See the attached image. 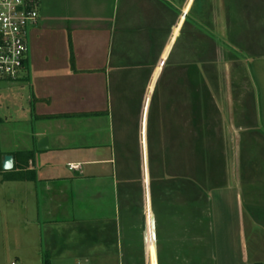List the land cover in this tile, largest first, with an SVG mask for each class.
Instances as JSON below:
<instances>
[{"label": "crops", "instance_id": "1", "mask_svg": "<svg viewBox=\"0 0 264 264\" xmlns=\"http://www.w3.org/2000/svg\"><path fill=\"white\" fill-rule=\"evenodd\" d=\"M38 12L20 78L34 129L0 149L34 156L0 181L21 185L48 248L77 264H264L248 237L264 233V0Z\"/></svg>", "mask_w": 264, "mask_h": 264}, {"label": "rangeland", "instance_id": "2", "mask_svg": "<svg viewBox=\"0 0 264 264\" xmlns=\"http://www.w3.org/2000/svg\"><path fill=\"white\" fill-rule=\"evenodd\" d=\"M30 100L28 82L22 79L0 81V149H20L33 132L35 124ZM1 157L4 154L0 151V161ZM22 194L18 182L6 184L0 181V264H77L75 258L66 257L68 251L57 255L55 250L48 248V231L43 227L39 232L32 224L36 218L35 210L33 204L25 208ZM252 230L248 235L249 244L251 247L258 244L255 250L263 255V228L252 225Z\"/></svg>", "mask_w": 264, "mask_h": 264}, {"label": "built area", "instance_id": "3", "mask_svg": "<svg viewBox=\"0 0 264 264\" xmlns=\"http://www.w3.org/2000/svg\"><path fill=\"white\" fill-rule=\"evenodd\" d=\"M38 3L0 0V81H17L26 71L31 30L39 21Z\"/></svg>", "mask_w": 264, "mask_h": 264}, {"label": "trees", "instance_id": "4", "mask_svg": "<svg viewBox=\"0 0 264 264\" xmlns=\"http://www.w3.org/2000/svg\"><path fill=\"white\" fill-rule=\"evenodd\" d=\"M27 66H28V63H27ZM27 66H26V69H27ZM33 156H34V152H18L17 154H14V157L16 158V160L22 159V161H20V163H18L19 162L18 161L15 164L13 171L4 172V175H9V176H6V178H4V180L5 181H17L19 179V175L16 171L21 168V165H23L22 163H27V162L31 161L33 159ZM2 160H3V157H1V161H0V172H3ZM46 264H47V262H46Z\"/></svg>", "mask_w": 264, "mask_h": 264}, {"label": "water", "instance_id": "5", "mask_svg": "<svg viewBox=\"0 0 264 264\" xmlns=\"http://www.w3.org/2000/svg\"><path fill=\"white\" fill-rule=\"evenodd\" d=\"M38 148L40 150H46L49 148V140L45 136L39 137ZM14 156L13 155H5L2 160V170L4 172H11L14 170Z\"/></svg>", "mask_w": 264, "mask_h": 264}]
</instances>
